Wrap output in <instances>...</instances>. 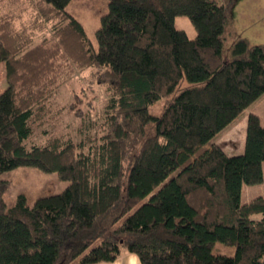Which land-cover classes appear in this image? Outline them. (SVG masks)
Wrapping results in <instances>:
<instances>
[{
	"label": "trees",
	"instance_id": "1",
	"mask_svg": "<svg viewBox=\"0 0 264 264\" xmlns=\"http://www.w3.org/2000/svg\"><path fill=\"white\" fill-rule=\"evenodd\" d=\"M70 1H35L38 42L0 16V264H98L124 253L141 264H264V198L241 202L244 184L263 181L264 124L248 114L241 154L201 150L264 93V45L227 41L236 0H107L97 49ZM177 15L190 18L194 38L175 27ZM74 70L106 92L102 114L82 113L73 94L79 139L31 142ZM18 166L69 184L32 206L20 194L7 209L1 175ZM218 243L225 252H213Z\"/></svg>",
	"mask_w": 264,
	"mask_h": 264
},
{
	"label": "rangeland",
	"instance_id": "2",
	"mask_svg": "<svg viewBox=\"0 0 264 264\" xmlns=\"http://www.w3.org/2000/svg\"><path fill=\"white\" fill-rule=\"evenodd\" d=\"M35 1L0 0V16L10 18L18 30L25 28L29 30L34 42H38L45 33L43 30L33 27L34 24L39 23L36 10L34 9ZM67 9L83 24L90 42L97 49L96 29L100 26L101 16L108 11L107 0H71ZM228 12L230 15V28L233 30L232 36L227 40L228 43L238 37H244L251 44L264 45V0H236ZM174 25L177 29L184 31L189 38L196 36V30L188 16H175ZM70 76H66V80L56 91L53 111L50 113L49 118L51 121L35 131L34 135L30 137L31 139L29 138L31 142L37 144L45 143L51 135H63V137H69L74 141L79 139L77 129L81 125V119L68 112V106L73 99V94H77L81 99L78 107L82 113L90 114L93 119L102 114L103 106L108 96L100 84L92 81L90 71L74 70ZM6 87L4 63L0 62V93ZM167 100V97H163L155 101L149 105V112L154 115L159 114ZM251 112L257 114L261 124H264V93L246 108L233 123L205 144L201 150L209 147L211 143L224 146L221 141L228 135V139H233L231 143H234L235 146L232 149L235 151H231L232 153L229 154H241L244 150L247 116ZM232 133L234 135H231ZM229 147L227 145L225 148L229 150ZM262 168L263 181L261 183L254 185L244 184L242 186V203L264 194V162ZM1 178L8 182L7 189L4 192V201L7 209L15 204L20 194H24L27 204L32 206L39 197L60 193L69 184V181L60 179L57 173L45 172L34 166H18L5 171ZM227 248L230 249V252L227 251V253L232 254L234 252L233 248ZM224 249L223 244L218 243L214 246L213 252L222 253L225 252Z\"/></svg>",
	"mask_w": 264,
	"mask_h": 264
},
{
	"label": "crops",
	"instance_id": "3",
	"mask_svg": "<svg viewBox=\"0 0 264 264\" xmlns=\"http://www.w3.org/2000/svg\"><path fill=\"white\" fill-rule=\"evenodd\" d=\"M231 135H234L233 133ZM224 146H222V148L224 149V151L229 154L232 153L231 151H235L232 150L235 146L234 143L232 144L231 142H233V139H228V135L225 136L222 141ZM230 146L227 150V148H225L226 146ZM221 146V145H220ZM229 151V152H227ZM231 155V154H229ZM261 196L264 197V194H262ZM254 218H258V215H254ZM98 264H141L138 257L134 254H130V253H124L122 254L116 261L114 262H103V263H98Z\"/></svg>",
	"mask_w": 264,
	"mask_h": 264
}]
</instances>
